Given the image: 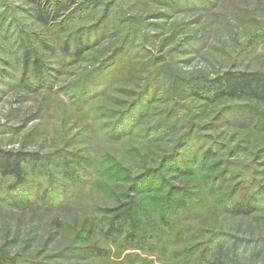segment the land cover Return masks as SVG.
<instances>
[{
	"label": "rangeland",
	"instance_id": "374dc122",
	"mask_svg": "<svg viewBox=\"0 0 264 264\" xmlns=\"http://www.w3.org/2000/svg\"><path fill=\"white\" fill-rule=\"evenodd\" d=\"M0 2V150L40 158L19 188L30 205L0 201L1 249L29 264H199L222 235L264 237V107L198 93L227 71L264 72V0ZM15 38L39 45L44 82L21 76ZM120 124L135 134L115 143ZM238 175L262 193L256 219L229 215ZM10 186L0 176L1 194H20ZM115 216L127 228L142 218L146 249L103 238ZM95 247L106 253L84 251Z\"/></svg>",
	"mask_w": 264,
	"mask_h": 264
},
{
	"label": "trees",
	"instance_id": "16d2710c",
	"mask_svg": "<svg viewBox=\"0 0 264 264\" xmlns=\"http://www.w3.org/2000/svg\"><path fill=\"white\" fill-rule=\"evenodd\" d=\"M4 13L0 14V24L8 22V16ZM39 21L44 23V25H48L49 13L45 12V14H41L39 16ZM10 36L11 34L8 33V37ZM30 42L28 40L21 42L19 39H16L13 42L9 54L10 56H14L15 59L13 58V60H16V62L20 64L22 70L21 76L24 77L28 76V74H33L36 81L39 80L40 82H44V66L40 59L41 56H39V45L36 46L35 43L32 44L33 42ZM62 49L63 51L61 52L63 54L69 53L70 48H67L66 45H64ZM4 63L6 67H10L12 64L11 60H4ZM1 73H3L1 76L4 79L12 77L13 75L12 72L7 68H5V70H3ZM20 79L26 83L27 81L29 82L27 85L24 84L25 87L31 88L36 85V83L32 82L33 77H30V79L27 81V78L23 79L20 77ZM206 91L209 94H212L214 97L213 99L210 97L208 98L210 102H217L218 99H228L252 102L256 103V105L264 107V72L234 70L227 71L222 75V77L216 80H211L207 85H204L202 89H199L198 93H206ZM240 110L244 112L246 109L242 108ZM120 115L122 116L121 113ZM122 127L124 126L120 124L117 128V141H115V143H118L120 139H123L127 135L132 136L135 134V132H128V129ZM180 152H182L181 149L176 147L173 151H171L167 159L172 157V159L176 160L180 156ZM38 159H40L39 155L35 153L21 150H0V176L2 179L12 181V186L10 187L13 192L19 191V188L24 190L28 185L29 169L31 166L38 163ZM164 163L165 162H163L159 168L150 169L145 171L144 174L138 176L134 180L133 187H144L145 182L149 181L151 178H159L158 172L161 171ZM178 169L185 172L188 167L180 166ZM238 176H240L237 178V180H239L238 187L232 193V201L230 200L226 204L228 206L227 209H229V215L235 218L256 219L258 218V214L263 211L262 208H260V202L262 203V196L260 195H262V193L258 194L257 191H252L253 193H249V185L243 187L246 185V182L244 181L245 176ZM262 191L264 192V190ZM24 192L25 190L23 193ZM20 194L15 195L14 193H11L9 196H7L0 193V201H10L11 205H15V207H28L30 205L29 199L27 196L23 197L22 192ZM46 196H48V194H46ZM45 201L47 200L45 199ZM146 202L148 201L144 200L142 204H147ZM164 203L165 202L162 201L159 205V215H162L167 208L164 206ZM143 205L139 204L135 210L139 208L145 209ZM177 209V207H174V212L177 211ZM169 217L170 215L167 217H162V219L164 222L171 221L168 219ZM128 219L125 220V222L128 223V228L127 226L123 225V223H121V221L124 222V220H122L120 216H115L113 219H108L107 222L102 223V225L98 227V231L101 232V235L106 241L113 242L116 241V239H120L122 246L126 248L132 246L136 250L143 251L142 249H146V246H148L150 238L148 232L144 233L141 231L143 225L142 218L134 222L135 227L129 225ZM136 222L139 224H135ZM56 225L58 228H62L60 221H56ZM176 235L181 238L179 240L181 241V244H187V242L190 241V238L184 236L182 230L179 233L176 232ZM220 237V241L216 243L215 247H206V250H204L202 255H200L199 264H242L243 262H264V237L246 238L244 236L229 235H222ZM84 251H87L88 254L91 253L92 256L96 257L101 256L102 253H106L102 248L96 247L86 248ZM109 255H111V252L108 253V256ZM19 259L20 258L17 256L11 257L9 253L0 248V264H29L25 261H23V263L21 260L19 261ZM145 263L155 264L153 260H145ZM30 264H36V262L31 261Z\"/></svg>",
	"mask_w": 264,
	"mask_h": 264
}]
</instances>
